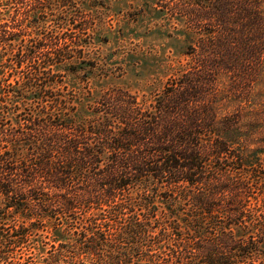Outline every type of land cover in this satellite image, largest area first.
Here are the masks:
<instances>
[{"label":"trees","instance_id":"trees-1","mask_svg":"<svg viewBox=\"0 0 264 264\" xmlns=\"http://www.w3.org/2000/svg\"><path fill=\"white\" fill-rule=\"evenodd\" d=\"M246 1L179 0L200 70L97 97L59 82L97 36L83 12L69 27L71 0L0 1V263L25 248L32 264H264V153L238 150L211 80L260 46Z\"/></svg>","mask_w":264,"mask_h":264},{"label":"rangeland","instance_id":"rangeland-1","mask_svg":"<svg viewBox=\"0 0 264 264\" xmlns=\"http://www.w3.org/2000/svg\"><path fill=\"white\" fill-rule=\"evenodd\" d=\"M71 1V6L57 5L60 12L63 10L68 16L69 27L73 28L71 23H75L77 27L82 25L80 13L83 12L82 17L95 24L94 32L86 31L84 36L79 30L75 33L87 43L92 42L96 34L97 36L94 38V45L85 47L81 60L73 65L70 72L65 67L60 70L59 82L69 91L82 92L88 89L97 97L104 91L119 87L144 95L149 89L161 87L173 75H181L182 71L191 69L200 70L195 58L189 56L193 53L191 46L195 43L194 37L199 36L190 25L186 26L185 19H179L177 12L172 11L179 0ZM230 1L237 13H245L241 8L246 0ZM186 2L190 3V0H185ZM248 9H253L250 11L260 18L257 28H253L256 34L249 33L248 38L251 45L260 43L258 50L254 47L249 49L252 51L244 49L234 54L240 56V52H243V57H247L246 62L243 60L241 69L211 74V80H215L213 101L218 115L241 117L235 129L247 141L237 148L246 154L253 150L264 153V0ZM5 13L0 14V18L5 17ZM47 27L57 29L53 22L45 25L43 30ZM225 56L227 55L223 54ZM236 79L239 85L243 84L245 94H234ZM86 99L90 100L88 97ZM54 238L51 235L44 241L50 243ZM17 250L19 259H11V262H34L26 255L25 248Z\"/></svg>","mask_w":264,"mask_h":264}]
</instances>
